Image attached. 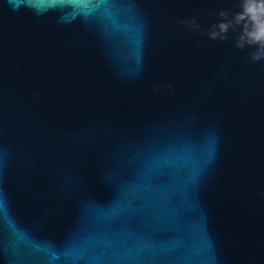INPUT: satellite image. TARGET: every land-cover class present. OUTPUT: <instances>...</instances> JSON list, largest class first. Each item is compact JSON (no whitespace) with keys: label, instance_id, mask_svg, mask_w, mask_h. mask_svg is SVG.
I'll return each instance as SVG.
<instances>
[{"label":"water","instance_id":"1","mask_svg":"<svg viewBox=\"0 0 264 264\" xmlns=\"http://www.w3.org/2000/svg\"><path fill=\"white\" fill-rule=\"evenodd\" d=\"M237 2L0 0V264H264V61L203 32Z\"/></svg>","mask_w":264,"mask_h":264},{"label":"clouds","instance_id":"2","mask_svg":"<svg viewBox=\"0 0 264 264\" xmlns=\"http://www.w3.org/2000/svg\"><path fill=\"white\" fill-rule=\"evenodd\" d=\"M238 11L220 9L216 13L221 19L203 29L210 40L227 41L229 33H235L237 49H254L248 54L251 62L264 61V0H238ZM194 30H201L195 18L181 20Z\"/></svg>","mask_w":264,"mask_h":264}]
</instances>
